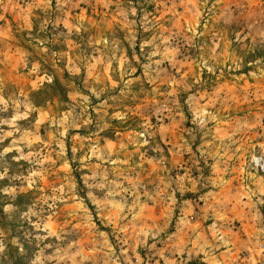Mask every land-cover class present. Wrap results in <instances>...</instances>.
Segmentation results:
<instances>
[{
    "label": "rangeland",
    "instance_id": "obj_1",
    "mask_svg": "<svg viewBox=\"0 0 264 264\" xmlns=\"http://www.w3.org/2000/svg\"><path fill=\"white\" fill-rule=\"evenodd\" d=\"M264 0H0V264H264Z\"/></svg>",
    "mask_w": 264,
    "mask_h": 264
},
{
    "label": "built area",
    "instance_id": "obj_2",
    "mask_svg": "<svg viewBox=\"0 0 264 264\" xmlns=\"http://www.w3.org/2000/svg\"><path fill=\"white\" fill-rule=\"evenodd\" d=\"M255 163H256V166L260 169V171H264V161L262 157H258Z\"/></svg>",
    "mask_w": 264,
    "mask_h": 264
}]
</instances>
